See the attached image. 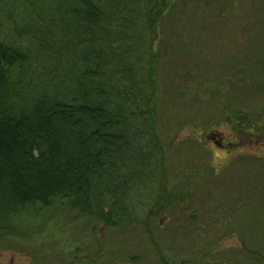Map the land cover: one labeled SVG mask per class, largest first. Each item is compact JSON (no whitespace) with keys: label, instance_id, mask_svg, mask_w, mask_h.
I'll return each instance as SVG.
<instances>
[{"label":"rangeland","instance_id":"1","mask_svg":"<svg viewBox=\"0 0 264 264\" xmlns=\"http://www.w3.org/2000/svg\"><path fill=\"white\" fill-rule=\"evenodd\" d=\"M175 1L155 59L162 192L118 228L31 208L0 264H264V0Z\"/></svg>","mask_w":264,"mask_h":264},{"label":"trees","instance_id":"2","mask_svg":"<svg viewBox=\"0 0 264 264\" xmlns=\"http://www.w3.org/2000/svg\"><path fill=\"white\" fill-rule=\"evenodd\" d=\"M175 2L0 0V233L56 204L133 225L162 192L155 59Z\"/></svg>","mask_w":264,"mask_h":264},{"label":"flooded vegetation","instance_id":"3","mask_svg":"<svg viewBox=\"0 0 264 264\" xmlns=\"http://www.w3.org/2000/svg\"><path fill=\"white\" fill-rule=\"evenodd\" d=\"M210 140H212V142H214L215 145L217 146H222V144L219 142V137L215 134L210 136ZM222 140V139H220Z\"/></svg>","mask_w":264,"mask_h":264}]
</instances>
